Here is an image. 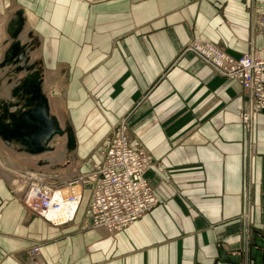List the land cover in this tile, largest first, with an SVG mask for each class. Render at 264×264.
Wrapping results in <instances>:
<instances>
[{
  "label": "crops",
  "instance_id": "1",
  "mask_svg": "<svg viewBox=\"0 0 264 264\" xmlns=\"http://www.w3.org/2000/svg\"><path fill=\"white\" fill-rule=\"evenodd\" d=\"M251 3L0 0V23L22 10L50 79L68 88L74 155L40 170L72 173L78 157L92 169L124 119L152 158L145 176L159 199L109 234L86 225L89 183L75 215L54 223L0 173V264H264V110L246 127L240 115L250 96L241 83L182 53L195 39L235 57L262 47Z\"/></svg>",
  "mask_w": 264,
  "mask_h": 264
},
{
  "label": "built area",
  "instance_id": "2",
  "mask_svg": "<svg viewBox=\"0 0 264 264\" xmlns=\"http://www.w3.org/2000/svg\"><path fill=\"white\" fill-rule=\"evenodd\" d=\"M251 17L254 35L264 33V0H252ZM188 51L196 53L215 73L241 83L250 98L240 117L246 127H251L253 114L264 110V44L262 47L251 46L247 52L235 57L210 41L195 39L182 53ZM104 147L101 160L93 165L91 179H82L81 183H91L86 225L112 234L142 217L158 204L159 199L145 176L153 165L152 158L139 140L131 139L125 130H118ZM43 182L32 184L28 191L34 190L36 206L29 202L28 194L25 201L27 206L45 217L44 211L56 206L55 192L62 185ZM72 183L75 182H68ZM76 195L70 198L76 199ZM80 198L79 195L77 201ZM38 250L39 242L33 241L30 255L36 257Z\"/></svg>",
  "mask_w": 264,
  "mask_h": 264
},
{
  "label": "water",
  "instance_id": "3",
  "mask_svg": "<svg viewBox=\"0 0 264 264\" xmlns=\"http://www.w3.org/2000/svg\"><path fill=\"white\" fill-rule=\"evenodd\" d=\"M23 29V11L18 10L7 23L11 40L0 61V66H10L18 78L10 90L11 97L0 98V137L37 154L50 148L54 135L66 132L72 148L76 144L74 132L69 125L62 127L57 115L51 112L42 86V66L38 60L31 61L29 43L20 38Z\"/></svg>",
  "mask_w": 264,
  "mask_h": 264
},
{
  "label": "bare ground",
  "instance_id": "4",
  "mask_svg": "<svg viewBox=\"0 0 264 264\" xmlns=\"http://www.w3.org/2000/svg\"><path fill=\"white\" fill-rule=\"evenodd\" d=\"M15 13L16 12H13L9 17H7L3 23L2 33H3V31H4V33L2 35H4V36H3L2 42L0 44V61L3 59L4 52H5L6 48L8 47L10 40H11L10 39L11 37L9 36V34L7 32V23L10 20V18L15 15ZM30 27L31 26H29L28 23L26 24V17L24 15V29L20 33V38L22 39V42L27 41L29 43L28 52L30 53L31 61L38 60L40 62L41 66H42V74H43L42 75L43 76L42 86H43L44 92L46 93V95L49 99L51 112L57 115V117L60 120L61 126L65 127V126L69 125L70 122H69L68 118L66 117V115L63 113L62 107L60 106L61 101L58 98L59 95L56 96V99H55V103H56V105H58L59 111L55 112L53 109V101L49 98V96L46 92L47 87L46 86L44 87L45 79H48V76H49L48 66H47V64L44 63V61L42 60V58L39 55V52H40L39 46L41 43L39 41V37L38 36L35 37L36 35L34 34V31L33 30L31 31ZM0 39H1V37H0ZM20 75H22V73L19 74V76ZM17 82H18V78H16V75L14 72L10 71V66H8V65L0 66V98L1 97L2 98L11 97L10 90ZM56 139H60L58 143H55ZM69 148L70 147L68 144V135L66 132H64L63 134L54 135L53 139L50 141V148L48 150H45L42 153H37V154L25 151L22 147L19 146L18 143H9L8 144L0 137V149L1 150L12 151L17 155L26 156L25 158L31 157L33 159V162L37 165H41V167H42V165H47L48 167L53 168V167H56L57 165L60 166L63 160L71 159L74 155V149H69ZM75 154H77V152ZM25 167H27V166H25ZM38 168H39V166H38ZM27 171H29V170H27ZM38 171L37 170L33 171V173H31V174L32 175H39L37 173ZM13 176H12V178H13ZM26 178H24V177L23 178H17L16 176H14L13 183L16 185V187L19 190H22L25 188V185L27 184L28 180ZM81 190H82V184L81 183H76L75 185L68 184L66 186H63V187L61 186L60 188H57V190L55 192V196H54V202H55L56 206L55 207L52 206L49 209H46L43 213L45 216L43 218H45L49 221H52L54 223H60V222H63L65 220L72 218L75 215V213L78 210L80 203H81L80 200L77 201V198L79 197V195L82 198ZM74 194H77L76 195L77 198L76 199L70 198ZM35 196L36 195L34 193V190H33V192L28 193L29 202L32 205H35V203L33 201ZM36 208H38V207H36ZM38 209L40 210V208H38ZM100 229H102V228H100Z\"/></svg>",
  "mask_w": 264,
  "mask_h": 264
},
{
  "label": "rangeland",
  "instance_id": "5",
  "mask_svg": "<svg viewBox=\"0 0 264 264\" xmlns=\"http://www.w3.org/2000/svg\"><path fill=\"white\" fill-rule=\"evenodd\" d=\"M3 23H4V21H2L0 23V37H1L0 44H1L2 38L4 36V35H2L4 33V31L2 33ZM45 86L47 87L46 92H47L49 98L53 101L54 111L55 112L59 111V107L55 103L56 96L59 95L58 98L61 101L60 106H62V110L68 115V113L70 112V107L68 104L69 94H68V88L65 84V79H50V76H48V79H45V82H44V87ZM124 121L125 120L123 119L121 122H119L116 125L115 130H112V131L110 130V133H108L107 136L102 140L100 148L97 149V152L95 153L96 156L93 158L99 157L101 160V157H102L101 153L104 151V148H105L104 146L107 144V140L109 138H111V136L113 134H115L118 130L119 131H122V130L126 131L127 130V128H126L127 126L125 123H124V127H122V125H121ZM59 140L60 139H56L55 143H58ZM25 157L26 156H23V155H17L12 151H8V150L3 151L0 149V173H2L8 179V181L10 182L9 184H11V186L15 189V192L18 193L21 200L23 201V203L26 206H27L26 201H25L26 195L28 194L29 188L32 184L35 185V183H39L42 180V181H44L43 183L46 185H52V184H55L56 182H58L60 185H62V187L68 185V182H75V183H72L73 185H75L76 183H81L82 179H86V178L91 179L90 177H91V173L93 170V165L96 163V162L92 163V169H87L85 167H82V165L85 161L82 158L78 157L77 159L74 160L75 171L73 170L74 172H72V173L71 172H66V173L64 172V174H63L62 172L59 173V171H62L60 169L56 170V172H55V170H52V169L47 168V167H45L43 169V171L41 172L40 169L38 168L37 164H35L33 162V159L31 157L30 158H25ZM24 165L27 167H25ZM157 166H159V165H157ZM69 167H74V164H70ZM27 170H29V171H27ZM36 170L37 171L39 170L37 172L39 175H32L31 173H33V171H36ZM13 175L16 176L17 178H23V177L26 178L27 177L26 179L28 181L26 180L27 184L25 185L24 189L19 190L16 187V185L13 183V180H14ZM12 176H13V178H12ZM64 183H67V184H64ZM86 184H88V183L82 184V190H81L82 198L80 199V202H82V199L84 197V186ZM89 184L91 185V183H89ZM80 205H81V203H80Z\"/></svg>",
  "mask_w": 264,
  "mask_h": 264
}]
</instances>
